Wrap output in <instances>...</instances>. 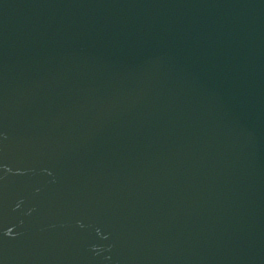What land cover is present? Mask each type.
Wrapping results in <instances>:
<instances>
[{
    "label": "water",
    "instance_id": "1",
    "mask_svg": "<svg viewBox=\"0 0 264 264\" xmlns=\"http://www.w3.org/2000/svg\"><path fill=\"white\" fill-rule=\"evenodd\" d=\"M0 264H264V0H0Z\"/></svg>",
    "mask_w": 264,
    "mask_h": 264
}]
</instances>
